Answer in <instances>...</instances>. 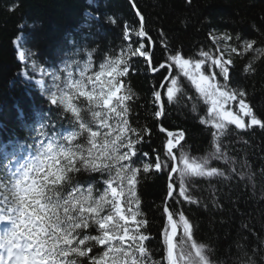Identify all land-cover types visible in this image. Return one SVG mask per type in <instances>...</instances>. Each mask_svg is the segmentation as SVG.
I'll use <instances>...</instances> for the list:
<instances>
[{"label": "trees", "instance_id": "16d2710c", "mask_svg": "<svg viewBox=\"0 0 264 264\" xmlns=\"http://www.w3.org/2000/svg\"><path fill=\"white\" fill-rule=\"evenodd\" d=\"M131 2L153 44V71L162 64L169 67L153 75L143 57L149 54V42L140 35L139 19L127 0H0V185L7 178L4 152L10 156L31 150L37 125H42L41 137L65 128L74 136L68 147H84L85 161L65 165L60 151L66 144L59 140L52 152L59 160V180L37 176L30 192L45 212L40 224L51 263L168 264L163 203L172 162L165 151L167 137L157 130L160 125L184 134L174 150L178 163L182 156L191 157L210 172L187 179L183 200L177 196L178 175L171 179L175 193L168 209L179 228L178 264H183L181 252L189 261L192 253L183 222L210 264H264V0ZM211 35L225 38L235 52L224 68L225 89L239 94L255 122L243 132L230 131L218 150L212 129L202 121L204 106L180 79L176 64L200 61L212 65L221 78ZM128 53L116 79L117 100L107 110L85 102L82 106L78 98L77 118L50 107L39 95L42 67L59 77L63 69L72 77L85 68L95 75L110 71ZM174 79L182 92L171 100L167 90ZM92 120L102 130H93ZM109 183L119 186L129 221L113 235H103L112 241L115 259H105L98 247L101 232L92 215L80 213L82 205L100 211Z\"/></svg>", "mask_w": 264, "mask_h": 264}, {"label": "rangeland", "instance_id": "374dc122", "mask_svg": "<svg viewBox=\"0 0 264 264\" xmlns=\"http://www.w3.org/2000/svg\"><path fill=\"white\" fill-rule=\"evenodd\" d=\"M209 39L215 48V53L218 59L217 71L221 78H218L212 65L204 66V63L202 64L200 61L195 64L177 61L176 64L179 67L180 79H184V81L188 83L187 85L190 88V92H192L204 106L205 117L202 121L204 125H207L212 129L213 142L218 150L222 146L221 138L228 136L230 131L243 132L246 128L255 125V122L249 116L248 108L245 107L244 104L243 106H240L242 100L239 99V94L233 90L225 89L223 79L226 80L227 73L224 74V68L230 66L229 60L235 52L227 46L225 38L211 35ZM138 55L142 57V54L138 53ZM17 56L21 60L24 58L22 51L19 48L17 49ZM129 58L130 54L128 53L116 63L113 69L106 73H97L95 75L87 74V69L85 68L78 72L76 71L75 77H72L68 71L63 69V76L59 77L49 69L41 68L38 71L39 78L44 80V87L41 95L48 100V104L51 105V107H59L64 112L74 115L77 118H79L80 112L77 103L78 98H80L82 106L85 102L88 104L90 103L94 108L99 107L100 109L107 110L111 107L112 103L117 100L120 85L116 84V79L120 75L121 65ZM178 79L172 80L168 85L167 97L171 100L182 92L180 81H178ZM232 100L234 101L233 103H231ZM74 102L77 104L75 105ZM232 104H236L237 108L232 107ZM91 125L93 130H102V126L94 120L91 121ZM81 128L82 130H85V127ZM63 138L66 140V144H69L71 140H74V136L71 134H64ZM174 138L173 141L178 139L176 137ZM85 154L86 150H84V147L80 149L66 148L62 151V158L66 161L65 165L72 167L76 162L80 163L85 161ZM37 156L38 163H36V166L43 165L45 167L48 179L59 180L61 170H58L55 166L51 165V160L46 151L43 148L38 149ZM228 161L229 160H224L227 164ZM177 167V171L174 174V176L178 175L180 180L177 196L183 200L187 195L184 193L187 179H190L193 175H208L210 172L207 173L209 170L205 166L202 168L199 161L187 156H182L179 163L177 161ZM154 170L156 171L157 168H154ZM18 173L23 174L22 170L20 172L19 169ZM23 181V179L21 181H15L9 195V200H4L5 207H10L11 205V208L14 211V220L19 227L18 234L25 237L27 243H31L36 247L35 251L37 253L38 261L41 264H51L44 251V247L42 246L43 233L40 229H37L38 223L37 220H35L36 217H42L45 212L37 200L30 198L26 194L27 191L25 186H23ZM104 189V197L98 204L100 211L96 212V210L94 211L92 208L86 210L85 206L82 205L80 213L92 215L97 228L101 232V236L97 238L98 247H103V255L105 259H115L117 253H115V250L111 246L112 241L108 240L103 235L105 233L113 235L115 228L125 226L129 221L125 217V211L120 205L119 186L109 183L104 185ZM182 228L185 232L188 247L192 250L190 256L191 261L186 260L185 254H182L181 252L180 258L183 264H210L208 253L201 246L191 242L192 240L190 238L187 223L183 222ZM177 230L179 232L178 226ZM168 238L169 236L167 232V243ZM174 257L173 264H178L175 250ZM168 260L169 256L167 254V261ZM98 263L99 262L96 261V264Z\"/></svg>", "mask_w": 264, "mask_h": 264}, {"label": "water", "instance_id": "95a60500", "mask_svg": "<svg viewBox=\"0 0 264 264\" xmlns=\"http://www.w3.org/2000/svg\"><path fill=\"white\" fill-rule=\"evenodd\" d=\"M127 2L129 3V5L131 6L134 14L137 16V18L139 19V29H140V34L141 36L146 39L148 42H149V54L147 55L146 57V60H147V65H148V69H149V72L150 74H155L157 73L158 71H160L163 67H168L167 65L165 64H162L158 70L156 71H153L152 69V66H151V52H152V49H153V44L151 42V40L149 39V37L142 31V28H143V18L142 16L137 12V10L135 9L133 3L131 2V0H127ZM169 76L166 77V79L163 81L162 83V86L165 84V82L167 81ZM161 86V87H162ZM161 87H160V90H161ZM156 103H157V106L159 108V120H161L162 116H163V105H162V101H161V98L159 96V94L156 95ZM240 106H243V103L240 102ZM157 130L159 131V133H161L162 135L166 136L167 137V142H166V145H165V150L167 152V154L169 155L170 159H171V162H172V166H171V169L170 171L168 172V175H167V187L169 189L167 195H166V198L164 200V203H163V214L165 216V220L167 222V226H168V256H169V260H168V264H173V261H174V250H175V238L177 237V234H178V230H177V226L169 212V209H168V203L169 201L171 200L173 194H174V187L173 185L171 184V179L172 177L174 176V174L176 173L177 171V159L175 157V154H174V150L182 143L183 139H184V134L182 132H168L166 130H164L160 125L157 126ZM175 136H180V139L179 140H174L173 141V138Z\"/></svg>", "mask_w": 264, "mask_h": 264}, {"label": "flooded vegetation", "instance_id": "af4514ba", "mask_svg": "<svg viewBox=\"0 0 264 264\" xmlns=\"http://www.w3.org/2000/svg\"><path fill=\"white\" fill-rule=\"evenodd\" d=\"M233 102H234V101L232 100L231 103H233ZM236 106H237L236 104H235V105L232 104V107L237 108ZM238 107H239V106H238Z\"/></svg>", "mask_w": 264, "mask_h": 264}, {"label": "bare ground", "instance_id": "6f19581e", "mask_svg": "<svg viewBox=\"0 0 264 264\" xmlns=\"http://www.w3.org/2000/svg\"><path fill=\"white\" fill-rule=\"evenodd\" d=\"M173 263H174V261H173Z\"/></svg>", "mask_w": 264, "mask_h": 264}]
</instances>
